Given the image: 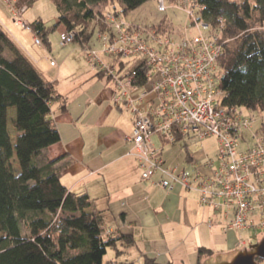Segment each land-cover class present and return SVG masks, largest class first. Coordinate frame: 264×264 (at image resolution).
<instances>
[{
	"label": "trees",
	"instance_id": "1",
	"mask_svg": "<svg viewBox=\"0 0 264 264\" xmlns=\"http://www.w3.org/2000/svg\"><path fill=\"white\" fill-rule=\"evenodd\" d=\"M52 1L56 22L47 25L42 18L30 22L49 49L50 34L60 26L75 31V41L90 47L97 40L98 16L109 12L123 16L148 0ZM193 1L199 5L198 19L214 28L221 19L225 21L217 60L224 104L263 115L264 0ZM167 25L165 21L153 24L161 32ZM138 78L139 84L145 82L142 71ZM53 103L67 108L66 96L0 23V264H104L108 248L121 253L119 244H135L132 234L108 231L93 198L62 183L59 159L44 158V151L61 139ZM12 108L14 115L9 114ZM212 255L211 250L200 248L198 264ZM142 264L159 263L145 255Z\"/></svg>",
	"mask_w": 264,
	"mask_h": 264
},
{
	"label": "built area",
	"instance_id": "2",
	"mask_svg": "<svg viewBox=\"0 0 264 264\" xmlns=\"http://www.w3.org/2000/svg\"><path fill=\"white\" fill-rule=\"evenodd\" d=\"M5 1L15 22L25 27L28 23L22 14L31 0ZM178 1L188 17L181 36L161 32L153 24L132 23L109 12L97 18V41L102 54L114 57L104 62L89 46L85 49L87 57L115 79L118 91L112 101L117 106L125 105L135 116L133 132L126 140L142 179L166 191L177 185L197 191L202 208L221 214L219 225L224 232L264 230V115L258 118L251 112L244 113L243 107L223 102L217 60L223 49L225 21L221 19L214 28L198 19L199 5L195 1ZM159 6L166 9L165 0H159ZM0 23L6 28L1 20ZM192 28L199 33L189 36ZM75 38V31L65 30L60 33V44L65 47ZM33 43L43 46L36 35ZM27 54L38 64V58ZM120 58L139 63L119 73L121 68L116 70L115 66L117 62L124 63ZM45 59L51 66H59L50 51ZM120 65L124 68L125 63ZM140 71L145 77L143 84L138 83ZM258 121L261 123L255 128ZM153 134L173 144L179 141V135L199 141L215 137L218 163L203 151L198 157L189 155V169L168 164L162 149L155 146ZM207 223L210 227L217 224L212 218ZM245 243L240 239L238 248Z\"/></svg>",
	"mask_w": 264,
	"mask_h": 264
},
{
	"label": "crops",
	"instance_id": "3",
	"mask_svg": "<svg viewBox=\"0 0 264 264\" xmlns=\"http://www.w3.org/2000/svg\"><path fill=\"white\" fill-rule=\"evenodd\" d=\"M15 39L39 59L36 66L42 60L49 63L45 59L46 48H39L42 52L35 56ZM46 63L41 72L66 96L67 108L62 110L59 103L51 105L61 139L44 151V158L59 159L62 183L94 199L93 207L102 213L109 232L118 229L135 239L130 247L119 244L121 253L111 248L116 255H109L107 264H142L145 255L159 264H198L200 248L209 249L214 255L219 254L215 250H222L221 253L226 247L232 249L229 234L233 231L222 230L220 213L200 206L197 191L178 185L166 191L142 179L138 162L129 153L131 144L126 140L133 132L135 116L125 105H116L118 109L110 106L117 86L99 93L89 91L93 84L87 83L71 91L63 85L62 65ZM167 162L186 168L178 161ZM184 162L190 165L189 153ZM210 218L217 223L213 227L207 223Z\"/></svg>",
	"mask_w": 264,
	"mask_h": 264
},
{
	"label": "rangeland",
	"instance_id": "4",
	"mask_svg": "<svg viewBox=\"0 0 264 264\" xmlns=\"http://www.w3.org/2000/svg\"><path fill=\"white\" fill-rule=\"evenodd\" d=\"M183 1V0H182ZM5 0H0V20L5 24L6 28L10 30V34L20 40L24 47L28 49L32 54L35 56H38L41 54V50L39 48L47 49L48 52L52 54L53 58L57 61L58 64H61L63 67V73L62 76L64 78L63 85L66 86L69 90L73 91L77 87L78 89L86 85L87 83L93 84L90 87L89 91H95V92H104L109 89L116 88V81L114 78H112L107 71H105V75H97L98 69L97 66L93 65L89 58L87 57L86 50L88 46H85V48L78 42L74 41L73 43H70L69 45L63 47L60 44V33L64 32L65 29L63 26H60L56 28L51 34H50V42L51 46L50 49L44 45L42 39V47H39L32 43L33 37L35 36L32 27L30 25V22L34 21L37 18H42L47 25H51L54 22L57 21V9L56 5L52 0H35L32 5L28 7L26 12H24L22 15V19L26 21L25 27L17 24L15 22L14 15L11 10L9 9L8 4L5 3ZM166 9L161 10L159 6V0H148L147 2L143 3L136 9L128 12L127 14H123L124 19H126L129 22L137 23V24H158L161 21H165L168 23L167 26L169 28L164 31L167 34H171L173 36L179 37L184 33V28L187 25V14L186 11L182 5L181 2L178 0H175L173 2H170L168 0H165ZM206 33L205 31H203ZM199 32L197 29L192 28L189 29L188 34L189 36L197 35ZM15 36V37H14ZM37 36V35H36ZM16 40V39H15ZM17 41V40H16ZM22 47V46H21ZM90 47L98 52V55L102 58L104 62H110L114 56L111 55H105L102 54L101 44L95 39L92 40ZM23 48V47H22ZM24 49V48H23ZM26 52V50H25ZM27 53V52H26ZM121 61H124L125 65L124 68L117 62L115 69L118 70L121 68V72L124 73L126 69H132L134 68L137 63L135 59L132 58H120ZM46 63V61L42 60L40 65H37V68L41 71L42 64ZM49 64L48 62L46 63ZM49 66V65H48ZM112 66V65H111ZM49 69V67L46 68V70ZM44 70V71H46ZM73 78H78L75 82H72ZM94 78L90 81L89 79ZM110 78V79H109ZM73 89V90H72ZM112 100V99H111ZM110 106H113L114 108L118 109L116 104L111 101ZM244 113H248L249 111L247 109H243ZM9 114H15V109L12 108L9 111ZM264 115V114H263ZM258 118H261V115H255ZM261 121H258L254 127H258L260 125ZM11 132L13 134V129L11 127ZM247 136L249 134H246ZM153 142L157 148L162 149V153L168 161H178L179 163H182L184 167L189 168L187 163L184 162L186 155H198L201 152L207 153L211 158L215 159V163H218L217 159V140L215 137H207L203 140H194L190 139L188 137H185L176 143H167L166 141H163L160 139V136L158 134H153L152 136ZM242 148L244 146L242 145ZM15 166L17 167L16 163ZM264 236V230L258 229V228H248L240 231H234L230 232L229 234V241L232 249H229L230 247H226L225 250L221 253H227L233 249H237L238 242L240 239H243L246 241L247 247L250 244L257 243L261 240V238ZM237 243V247H236ZM222 250H215V252L220 253ZM108 253L105 255L104 258V264H107L109 255H116V251L114 249L108 248ZM213 256V255H212Z\"/></svg>",
	"mask_w": 264,
	"mask_h": 264
},
{
	"label": "water",
	"instance_id": "5",
	"mask_svg": "<svg viewBox=\"0 0 264 264\" xmlns=\"http://www.w3.org/2000/svg\"><path fill=\"white\" fill-rule=\"evenodd\" d=\"M259 260L264 261V236L247 247L213 255L202 264H259Z\"/></svg>",
	"mask_w": 264,
	"mask_h": 264
}]
</instances>
